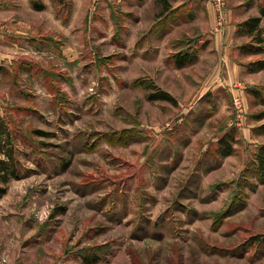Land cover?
I'll use <instances>...</instances> for the list:
<instances>
[{"label": "rangeland", "instance_id": "374dc122", "mask_svg": "<svg viewBox=\"0 0 264 264\" xmlns=\"http://www.w3.org/2000/svg\"><path fill=\"white\" fill-rule=\"evenodd\" d=\"M261 3L0 0V264H264Z\"/></svg>", "mask_w": 264, "mask_h": 264}, {"label": "trees", "instance_id": "16d2710c", "mask_svg": "<svg viewBox=\"0 0 264 264\" xmlns=\"http://www.w3.org/2000/svg\"><path fill=\"white\" fill-rule=\"evenodd\" d=\"M36 9H40V6H36ZM260 16L248 18L244 22L237 25L240 34L246 35L249 38V43L242 45L240 50L245 54H262L264 53V25L261 23L264 20V3L261 4L259 9ZM264 23V22H263ZM179 62H184V59H180ZM264 70V60L256 61L249 65V71H261ZM151 100H163L173 103L174 100L167 94L160 93L157 95H152ZM6 129L1 127L0 124V141L1 134L6 135ZM10 142L9 135L6 136L7 146ZM226 152H229V146L224 145ZM13 150L10 148L6 151L4 159H0V199L6 193L5 185L10 181V179L18 178V167L17 162L13 156ZM255 162L257 167V172L264 179V147L260 148L255 155ZM264 184V181H263Z\"/></svg>", "mask_w": 264, "mask_h": 264}, {"label": "built area", "instance_id": "2783aa9c", "mask_svg": "<svg viewBox=\"0 0 264 264\" xmlns=\"http://www.w3.org/2000/svg\"><path fill=\"white\" fill-rule=\"evenodd\" d=\"M215 2L217 3L219 9H221V6H222L224 0H215Z\"/></svg>", "mask_w": 264, "mask_h": 264}, {"label": "crops", "instance_id": "0c3cea01", "mask_svg": "<svg viewBox=\"0 0 264 264\" xmlns=\"http://www.w3.org/2000/svg\"><path fill=\"white\" fill-rule=\"evenodd\" d=\"M262 4V3H261ZM260 6L261 5H259V8H260ZM226 10V9H225ZM254 16V15H253ZM260 16V13H259V15L257 16V17H259ZM256 17V16H255ZM226 19H227V14L225 15V24L227 25L228 23L226 22Z\"/></svg>", "mask_w": 264, "mask_h": 264}]
</instances>
